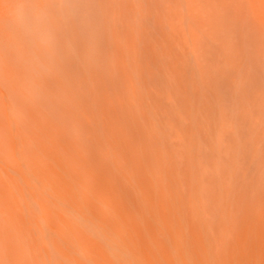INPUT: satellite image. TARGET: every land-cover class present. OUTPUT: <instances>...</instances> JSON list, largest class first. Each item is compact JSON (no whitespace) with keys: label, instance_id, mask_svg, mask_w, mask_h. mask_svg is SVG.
<instances>
[{"label":"bare ground","instance_id":"6f19581e","mask_svg":"<svg viewBox=\"0 0 264 264\" xmlns=\"http://www.w3.org/2000/svg\"><path fill=\"white\" fill-rule=\"evenodd\" d=\"M55 2L0 0V264H264V0Z\"/></svg>","mask_w":264,"mask_h":264},{"label":"rangeland","instance_id":"374dc122","mask_svg":"<svg viewBox=\"0 0 264 264\" xmlns=\"http://www.w3.org/2000/svg\"><path fill=\"white\" fill-rule=\"evenodd\" d=\"M55 4L56 5H54L52 8H50V9H48L47 10V14H48V16H50V19H48V17H46L45 16V18H43V23L42 24H39V27L40 28H42L43 30H44V32L43 33H41V35L40 36H38V44L41 46V47H46L47 48V44H48V39H46V35H50L51 37H54V39L57 41V43L58 44H60L61 43V45H63V46H66V43H65V41H64V36L62 35V33H61V31H60V29H58L57 28V31H55V32H52V30H51V26L53 25V23L56 25V26H59V28H63V24H65L66 25V23H67V21H65V19H64V12H63V9H62V7H63V5H65L64 3H63V0H56V2H55ZM46 9V8H45ZM99 11H100V13H102V10H100V9H98ZM55 17H56V20H55ZM52 18V19H51ZM61 19H63V20H61ZM52 33V34H51ZM44 37H45V40H44ZM45 41V42H44ZM87 43H88V45L87 46H89L90 45V43H91V41H87ZM87 46L86 47H84L83 48V51H84V53L86 54L87 52ZM89 49V48H88ZM67 53V51H65V57L64 56H62V58H60L58 55H55V57H51L49 54L48 55H46L47 53H45V64L47 65V66H51V67H53V66H60V67H64V64L66 65L65 67H64V69H66V70H68L71 74H72V76H73V78H74V83H75V88H77L78 86L79 87H81L82 89H86L87 87H89V84H86V83H84V79H86V80H88V78L89 77H92V76H94V75H96V74H100L99 72H97L98 71V69H96L97 71H95V69L93 68V66H94V61L95 60H93V58L92 57H90V58H88V59H86V63H84V64H82L81 62H79V61H77V60H75V57L74 58H72V57H68V55L66 54ZM88 54H89V52H88ZM61 56V55H60ZM55 58V59H54ZM60 59H62V61L60 60ZM70 59V62H69V64H67V61ZM55 60V61H54ZM75 61V62H74ZM72 62H74L75 63V65H73L72 64ZM76 65L78 66V67H80V70H79V72H78V70H76V68H74V66L76 67ZM88 65V66H87ZM67 67V68H66ZM51 71H53V69H51L50 70V72ZM49 72V73H50ZM49 73L47 72H45L44 74H45V76H46V78H48V76L49 77H51L52 79L54 78V80L56 81V82H58V83H62V84H64L65 83V80H64V78H61V76L60 75H58V72L55 74V75H49ZM101 75V74H100ZM77 78H81V80L80 81H77ZM49 86V88H52L50 85H48ZM66 86V85H65ZM68 86V85H67ZM52 90V89H51ZM77 90V89H76ZM223 97L220 95V99H222ZM221 102H223V101H221ZM12 227H13V225H12ZM10 228H11V226H10ZM13 229V228H12ZM233 232H234V230H233ZM233 232H232V234H230V236L228 237V241L229 242H231L233 239V237H232V235H233ZM10 234H12V235H14V234H17V233H15L14 231H12L11 229H10V232H9ZM236 234V233H235ZM234 234V235H235ZM238 235V233L236 234V236ZM40 241V240H39ZM219 241H220V239L216 236V237H213V250H214V252H216V253H219L221 250H220V248H219V245H218V243H219ZM235 242V241H234ZM233 245V244H232ZM222 252V251H221ZM126 259H128V257H126ZM126 264H127V262H125ZM233 263L234 264H236L237 263V258H235V260L233 261Z\"/></svg>","mask_w":264,"mask_h":264}]
</instances>
